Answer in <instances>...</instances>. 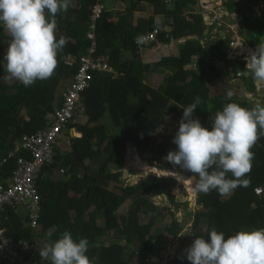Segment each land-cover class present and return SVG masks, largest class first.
<instances>
[{
	"label": "trees",
	"instance_id": "trees-1",
	"mask_svg": "<svg viewBox=\"0 0 264 264\" xmlns=\"http://www.w3.org/2000/svg\"><path fill=\"white\" fill-rule=\"evenodd\" d=\"M128 1L132 4L124 12L110 10L106 7V0H72L67 12H58L55 16L56 38L58 40L63 36L67 44L58 53L54 74L47 80H37L29 87L16 80L12 84L5 80L7 73L3 59L10 37L0 25L2 178L10 175L16 166V156H7L13 142L23 134L44 129L49 114L61 105L62 96L58 99V89L71 83L79 68L80 57L86 55L90 47L87 33L92 7L98 3L104 5L96 21L94 56L104 57L113 71L93 73L90 86L81 95L86 122L77 124L71 121L67 125V130L73 129L79 136L69 138L67 150L62 151L56 145L54 161L42 167L37 180L41 205L38 224L31 228L23 210L6 207L1 213V224L6 228V235L14 240L31 241L34 250L29 254L42 264H50L39 256L47 234L51 232V239L55 240L65 230L70 231L76 240L88 239L86 254L93 264H130L126 254L136 252L144 255L141 264H147L145 255L155 253L161 239L153 232V227L156 220L164 215V208L160 209L150 197L157 193L166 194L175 203L172 189L177 179L146 175L133 184L109 188L110 183L122 175L127 142L134 141L139 152H151L153 155L150 159L159 168H170L175 165L166 162L163 157L173 149L162 144L153 152L149 146L150 136L157 130L163 117L176 115L180 124L184 111L182 107H188L199 96L202 103L195 109L194 118H199L203 126L211 129L212 115L223 110L227 103L236 102L248 109L254 106L245 98L236 96L226 100V92L214 97L210 95L209 85L227 74H222L221 68L215 64L216 60L228 67L233 66L239 72L247 69L245 61L235 60L232 65L229 64L226 53L233 42L229 34L221 43L213 39L212 46L209 45L212 39L209 33L202 36L205 29L202 17L190 15L193 11L190 7L196 5L197 0H174L173 8H168L164 0ZM142 3L153 7V15L135 21V13L140 11ZM260 3H264V0H229L227 4L230 12H237L236 8H239L242 22L236 35L249 46L258 45L264 39V13L255 18L247 15L253 12L252 7ZM187 7L188 10L185 9ZM157 15L165 17V24L174 19L171 31L160 34V42L169 43L187 36L188 39L178 44L176 55L147 63L142 55L155 43L141 48L137 41L157 26ZM192 57L195 58V68L186 69ZM69 59L74 62L70 64ZM161 67L172 70L167 83L157 88L148 86L146 76ZM244 80L247 92L254 93L253 80L250 77ZM105 115L118 129L112 141H108V134L101 122ZM93 145L95 151L91 161H96L94 168L81 158ZM251 151L254 156L251 171L246 176L249 180L247 187H237L228 196H221L216 190L208 194L196 192V203L200 207L191 213L193 241L195 236L207 239L213 227L223 232L226 238L241 229L264 228V135H260ZM24 155L29 157L27 153ZM3 158L6 159L2 161ZM54 173L59 175L55 176ZM226 175L232 178L231 173ZM193 179L195 183L198 176L193 175ZM126 202H129L126 212L117 213ZM145 216L149 218L145 220ZM174 222L178 225V222ZM37 238L42 241L35 244ZM0 264L6 263L0 260ZM168 264L191 262L185 249L180 248Z\"/></svg>",
	"mask_w": 264,
	"mask_h": 264
},
{
	"label": "clouds",
	"instance_id": "clouds-1",
	"mask_svg": "<svg viewBox=\"0 0 264 264\" xmlns=\"http://www.w3.org/2000/svg\"><path fill=\"white\" fill-rule=\"evenodd\" d=\"M71 2L0 0V25L10 37L3 59L7 78L29 87L54 74L58 53L67 44L63 36L56 38L55 16L60 11L67 12ZM246 60L247 71L237 72V76H249L257 86V93L264 87V39ZM255 92L248 95L251 97ZM232 97L233 92L228 91L225 99ZM201 103L197 96L194 103L182 107L183 116L173 138L177 149L170 150L165 159L198 176L193 191L208 194L216 190L221 196H228L237 187L249 185L246 176L252 168L251 149L264 135V103L257 101L251 109L236 102L227 103L223 110L212 115L211 129L194 118ZM228 173L232 178H228ZM173 176L181 183L192 177L185 178L179 173ZM51 236L49 232L39 251L42 260L50 264H93L86 254L87 238L76 240L67 230L58 239L52 240ZM185 251L191 264H264V228L241 229L226 238L213 227L207 239L195 236Z\"/></svg>",
	"mask_w": 264,
	"mask_h": 264
},
{
	"label": "rangeland",
	"instance_id": "rangeland-1",
	"mask_svg": "<svg viewBox=\"0 0 264 264\" xmlns=\"http://www.w3.org/2000/svg\"><path fill=\"white\" fill-rule=\"evenodd\" d=\"M207 2L208 0H203ZM118 2H121L120 0ZM106 3L108 4L109 1L106 0ZM120 5L121 9L119 12H124L126 10V3L123 5L121 3L117 4V1H114V5L118 6ZM261 6V7H260ZM147 5H144V11L145 14H148L150 9ZM260 8V11L264 13V3L261 5H258L255 7V10L252 13L248 12V15L252 16H260V11L258 10ZM143 12H137L135 13V16L140 17L141 15H144ZM202 12V11H201ZM200 13V11H199ZM209 15L212 19L213 16L216 15L215 10L212 11V9H209ZM201 14V13H200ZM232 22V21H231ZM229 25H224L223 29L226 31L227 34L230 35L231 39L233 40L232 44L230 45L228 51H227V59L230 61L229 64L232 65V60L234 56L238 57V60L245 61L247 64L246 57L250 55L252 51H254L257 47V44L253 46H247L246 42H244L241 38L237 37L236 32L238 28L240 27V24L237 23H228ZM230 26V27H229ZM56 32L58 30L56 29ZM214 33V32H213ZM188 39V37L184 39H180V41H173L177 42L175 45L171 48L164 49L163 51H155L151 50L149 53H144L142 55V58L144 61H147V63H152L154 61H158L161 57L169 56V55H176L177 52V46L180 45V42L183 40ZM175 40V39H174ZM213 39L210 40L209 45H214V42H212ZM236 46V47H232ZM243 47V51H240L239 47ZM8 45L6 46L7 49ZM240 51V52H239ZM146 54H150L148 57H144ZM69 61H73V59H70ZM195 58H191V63L188 64L185 68H195L194 65ZM216 64L221 68L222 74L226 73L227 71L225 63L222 61L216 60ZM172 73V70L169 68H156L154 69L151 74H148L146 76L145 83L152 87L157 88L160 85H164L167 83V78L170 77V74ZM227 75V74H226ZM225 78V75H223ZM222 76L214 83L210 84V95L212 97L219 95L221 92H228L232 91L233 96H236L238 98H245L249 103L255 104L257 101H260L261 103L264 102V92H255V94H252L253 97H250L248 94H245L244 92H241L240 89L243 88L246 90V86L244 85V78L241 76H236L234 79L228 78L224 79ZM6 82L8 84H12L15 80L5 78ZM69 84V83H68ZM68 84L60 86L58 89L57 97L60 99L62 96V93L64 89L67 87ZM86 122V116H77L75 118V123L84 124ZM101 122L105 126L106 132L108 134V141H112L115 136L118 134V129L113 126L111 123L109 117L105 115ZM179 129V122L176 115H168L163 117L158 125L157 130L150 136L149 140V146L154 151L158 149V147L162 144L168 145L170 149L176 150L177 145L173 143V138L176 135L177 131ZM79 134L75 132V130H65L63 131L61 137L58 140L57 147L58 149L64 151L69 148V138L71 137H78ZM94 141V140H93ZM95 147L94 145L90 150L85 154L82 155L81 158H83V161L87 164H89L91 167H95L96 161H91V157L94 154ZM139 152V151H138ZM148 152V151H146ZM141 152H139L140 154ZM151 153V152H150ZM152 157V156H151ZM166 156L163 157V160L168 162L165 159ZM140 158L147 163L150 167H152V171H149L147 173H144L142 171H139L140 174H126L125 177L118 176L116 177L109 185V188L113 189L116 188L118 185H126V184H133L135 183L140 177L146 176V175H155L157 178L163 177L161 171L163 170H172L175 169V173H182L185 178L191 177L192 175H188L186 171H184L180 166L175 165L170 168H159L156 166L155 162L150 159V157H141ZM124 164H131V160H128V162L124 161ZM131 169L136 171L134 166H131ZM61 172V171H60ZM175 173L168 172L167 174H164V176H172L175 175ZM55 176H58L59 174L54 173ZM181 175V174H180ZM176 178V177H175ZM194 184L193 176L191 178H188L184 181V183H181L177 180V183L172 189V194L175 196V203L170 200L169 196L166 194H155L150 197V199L157 204V206L162 209L164 208V215L159 217L155 225L153 227V232H155L161 239L156 247V251L153 254H146V260L147 264H168L170 259L175 256V254L178 252L180 248L187 249L192 243L193 238L192 235V229H191V213H193L194 210L198 209L200 206L196 203V192L193 191L192 185ZM184 202H187L186 204ZM129 205V202H126L124 205H122L117 213L119 212H126V209ZM149 216V215H148ZM145 216L144 219L147 220L149 217ZM175 219V220H174ZM178 222V225H175V222ZM51 228L49 229V231ZM181 234H184V236H180ZM105 236L103 235L102 238ZM41 238L35 239V244H38L41 242ZM141 253H134V254H126V258L129 260L130 264H141L143 261L144 255H140Z\"/></svg>",
	"mask_w": 264,
	"mask_h": 264
},
{
	"label": "built area",
	"instance_id": "built-area-1",
	"mask_svg": "<svg viewBox=\"0 0 264 264\" xmlns=\"http://www.w3.org/2000/svg\"><path fill=\"white\" fill-rule=\"evenodd\" d=\"M104 10L101 3L92 7L88 22L87 40L90 42L88 53L80 57V65L68 88L62 93L59 107L47 117L44 129L23 134L13 142L8 151L9 156H16V166L7 177H0V260L6 264H42L29 254L34 250V244L27 239H12L6 235V228L1 224V213L6 207L23 210L27 214L28 225L35 228L40 217V196L37 190V180L42 167L54 161L55 146L68 123L75 121L77 116H85V108L81 103V95L93 79V73L112 72L113 69L104 57L97 56L95 27L96 21ZM173 21L169 24L156 26L150 33L142 36L137 44L141 48L148 47L158 41L161 33L170 32ZM74 61H70V64ZM27 153L29 157H26ZM6 158H3L4 161ZM63 171V169H61Z\"/></svg>",
	"mask_w": 264,
	"mask_h": 264
},
{
	"label": "crops",
	"instance_id": "crops-1",
	"mask_svg": "<svg viewBox=\"0 0 264 264\" xmlns=\"http://www.w3.org/2000/svg\"><path fill=\"white\" fill-rule=\"evenodd\" d=\"M108 1H109V3L108 4L106 3V7H108L112 11H117V12L120 11V10H122V9H121L120 5L113 7L114 1L115 2L117 1V4L121 3V4L124 5L126 3V9L129 7L130 4H132L128 0H120L121 2H118L119 0H108ZM164 1L167 3L168 8H173L174 7V0H164ZM222 2H223L222 0H208L206 3H204L202 0H200L199 3H196V5L190 7V8L193 9L191 15L193 14L194 16H201L202 17V20H204V15L207 14L208 17H209V20L211 21V17H210V15L208 13L209 12L208 10L209 9H212V11L215 10V12H217V13L220 12V9H218L217 6H220L222 4ZM144 5H147L148 7H150L149 8L150 11H149L148 14H145V12H143L144 11ZM139 9H140V11H138V12H143L144 15H141L140 17L135 16V18H134L135 21H137L139 18H149L151 15H153V12H154L153 7L150 6L147 3H142L140 5V8ZM185 9L188 10V7L185 8ZM199 11H200L201 14L199 13ZM228 13L229 12H226L225 15L228 16ZM231 13H233V12H231ZM233 15L231 14V16L229 18H233ZM185 17H186V14H185ZM156 20H157V26L158 25H163V24L166 23L165 22V17L163 15H157ZM230 20L228 18H226L223 21H225V24L228 26L229 25L228 23H232ZM221 34H224V32H222ZM184 38H186V37H184ZM184 38H180V39H184ZM180 39H178V40H171L169 43H163V42H160L159 41V37H158V41L155 43L154 47L152 49H149L147 52L149 53V51L154 50V49H155V51H159V52L161 50L163 51L164 49H168L169 50V48L173 47L175 45V43L177 44V42H173V41H178L179 42ZM247 46L249 47V45H247ZM149 55L150 54H146L144 57H148ZM227 72H228V75L229 76L232 75V74H229V71L228 70H227ZM244 78H246V77H244ZM240 91L241 92H244L245 94H249V93L246 92L247 90H244L243 88H241ZM261 91L264 92V87H262V90Z\"/></svg>",
	"mask_w": 264,
	"mask_h": 264
},
{
	"label": "flooded vegetation",
	"instance_id": "flooded-vegetation-1",
	"mask_svg": "<svg viewBox=\"0 0 264 264\" xmlns=\"http://www.w3.org/2000/svg\"><path fill=\"white\" fill-rule=\"evenodd\" d=\"M203 1V0H202ZM223 2H222V4L220 5V6H217L218 7V9H220V12H216V15L215 16H213L212 17V19H211V21H210V23H212V24H210L211 26H209V30H210V27H212V29L210 30V31H208V33H209V35L211 36V38L212 39H214V41L216 42V43H221L222 41H223V39L225 38V36H226V31L223 29V26L224 25H226L225 24V21H223L224 19H226V18H228L230 21H232L233 23H237V24H241V22H242V16L238 13V10H239V8H236V10H237V12H233V13H231L229 10H228V6H227V4H228V0H222ZM237 1H239L240 2V0H237ZM200 2V0H197V2L196 3H199ZM204 3H206L205 1H203ZM261 4H263V3H260L259 5H261ZM255 7H257V6H255ZM255 7H252L253 8V11L255 10ZM261 7V6H260ZM216 8V7H215ZM258 10H260V8H258ZM209 11V10H208ZM226 12H229L228 13V16H226L225 14H226ZM231 14L233 15V18H229L230 16H231ZM263 13H260V16L262 15ZM247 15H248V13H247ZM259 16V17H260ZM239 17H241V19L239 20ZM256 16H252L251 15V18H255ZM258 17V16H257ZM204 22V21H203ZM214 32V33H213ZM222 32H224V34H221ZM228 51V50H227ZM231 60H232V62L233 61H235V60H238V57L237 56H234L233 58H231ZM239 61H241V60H239ZM216 64V63H215ZM217 65V64H216ZM218 66V65H217ZM229 68H231L232 69V75L231 76H229L228 75V72L227 71H225L226 73H227V75L225 76V78H235L236 76H237V72H239V71H236L235 69L236 68H234L233 66H227L226 67V69L228 70ZM243 72V71H242ZM241 77H243V76H241ZM249 76H247L246 78H244V79H247ZM254 86H255V90H257V86L254 84ZM262 90V89H261ZM260 90V91H261ZM259 92V91H258ZM251 97H253V96H251Z\"/></svg>",
	"mask_w": 264,
	"mask_h": 264
},
{
	"label": "water",
	"instance_id": "water-1",
	"mask_svg": "<svg viewBox=\"0 0 264 264\" xmlns=\"http://www.w3.org/2000/svg\"><path fill=\"white\" fill-rule=\"evenodd\" d=\"M260 11V10H259ZM260 13H262V11H260ZM241 19V17H239V20ZM204 23H205V29L202 31V36L204 37L205 35L208 34V31H209V26H211L210 24V21H209V17L207 14L204 15ZM200 44L202 43V41H199ZM229 71V74H232V69L229 68L228 69ZM238 76H243V77H247V76H244V75H238ZM133 152V153H136L138 154L139 156L141 157H151L153 154L150 153V152H141L139 154L138 150L136 149V146H135V143L134 141H128L127 142V145H126V149L124 151V161H128L129 159V154ZM136 173H138L139 171L136 170L135 171ZM134 173V170L129 168V166L127 164H124L123 165V168H122V177H125L126 174H133ZM164 176V174H162Z\"/></svg>",
	"mask_w": 264,
	"mask_h": 264
},
{
	"label": "bare ground",
	"instance_id": "bare-ground-1",
	"mask_svg": "<svg viewBox=\"0 0 264 264\" xmlns=\"http://www.w3.org/2000/svg\"><path fill=\"white\" fill-rule=\"evenodd\" d=\"M240 48V51L242 52L243 51V47H239ZM239 51V52H240ZM128 160H131V164L134 166L135 170H138V171H142L144 173H147L149 171H152V167H150L147 163H145L138 154L136 153H133L131 152L129 154V159ZM128 162V161H127ZM129 166V168H131V166L129 164H127ZM153 172V171H152ZM168 172H175V169H172V170H163L161 171V173H164V174H167ZM179 174L183 175L182 173L178 172Z\"/></svg>",
	"mask_w": 264,
	"mask_h": 264
}]
</instances>
